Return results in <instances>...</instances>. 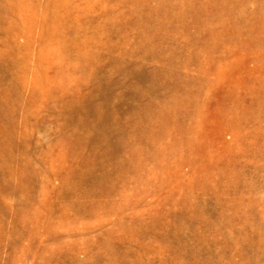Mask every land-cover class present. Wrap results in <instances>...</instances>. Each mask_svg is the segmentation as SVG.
<instances>
[{"label": "rangeland", "instance_id": "1", "mask_svg": "<svg viewBox=\"0 0 264 264\" xmlns=\"http://www.w3.org/2000/svg\"><path fill=\"white\" fill-rule=\"evenodd\" d=\"M0 264H264V0H0Z\"/></svg>", "mask_w": 264, "mask_h": 264}]
</instances>
